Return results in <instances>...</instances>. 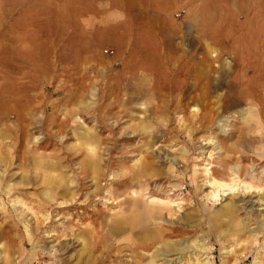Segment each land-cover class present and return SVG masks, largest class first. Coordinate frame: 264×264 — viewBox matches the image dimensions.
<instances>
[{
  "label": "rangeland",
  "instance_id": "1",
  "mask_svg": "<svg viewBox=\"0 0 264 264\" xmlns=\"http://www.w3.org/2000/svg\"><path fill=\"white\" fill-rule=\"evenodd\" d=\"M145 1L0 0V264H264V0Z\"/></svg>",
  "mask_w": 264,
  "mask_h": 264
},
{
  "label": "crops",
  "instance_id": "2",
  "mask_svg": "<svg viewBox=\"0 0 264 264\" xmlns=\"http://www.w3.org/2000/svg\"><path fill=\"white\" fill-rule=\"evenodd\" d=\"M145 2L148 3L147 5L150 4L149 0H146ZM153 4L157 6L160 11H163V12H165L168 7V4L164 5L165 3L163 1L159 2V0L154 2ZM184 7L188 8L187 15L183 16L184 18H182L183 20L181 22L175 21V30L177 33L176 36L179 38L184 37L180 39L179 42H177V44L175 45L177 46V48L179 47V49L182 47V44L185 41L184 39L189 38L188 36H195L194 32L196 31V29L199 30L198 33L200 32V34L206 35L204 31V27H203L204 25V17H203L204 16V3L198 2L193 7H189L188 5L182 4L181 6L180 5L178 6L177 10L183 9ZM195 13H197V15ZM151 17L152 16H148L145 19V23L142 26L149 33H152V28L153 29L156 28V25L152 21L155 19H152ZM201 43H203V41H201ZM184 56L185 54H181L180 52H177V53L172 52L171 53L172 67L173 68H189L191 64L186 59H184Z\"/></svg>",
  "mask_w": 264,
  "mask_h": 264
},
{
  "label": "bare ground",
  "instance_id": "3",
  "mask_svg": "<svg viewBox=\"0 0 264 264\" xmlns=\"http://www.w3.org/2000/svg\"><path fill=\"white\" fill-rule=\"evenodd\" d=\"M208 186L210 188H216V189H224L225 190H228V191H231V188H227L228 186L222 184V183H219L216 179H214L213 177H210L209 178V181H208ZM211 196L215 197V194L214 193H209ZM156 213L153 212L152 210H146V209H140L136 204H133V206L131 207L129 213L127 215H125V221L126 223L123 224L126 229H125V232L129 233V232H132L134 230H136L137 227L141 226V224L144 223L145 220H149L151 219L152 217H154ZM124 221V222H125ZM149 222V221H148ZM120 223V222H119ZM146 223V222H145ZM122 224V223H121ZM240 227V225H239ZM156 229V228H155ZM154 230H150V231H154L156 233H152V232H149L150 235L152 234H155V237L157 236H160V233L161 231L160 230H157L155 231ZM214 229V228H213ZM217 230V229H216ZM242 230V229H241ZM136 232V231H135ZM216 233V232H215ZM142 235V236H141ZM143 236L145 237V234L143 232H140L136 235V238L138 237L140 240L143 239ZM138 239V240H139ZM126 240V239H125ZM172 251V250H171ZM166 252V251H165Z\"/></svg>",
  "mask_w": 264,
  "mask_h": 264
}]
</instances>
